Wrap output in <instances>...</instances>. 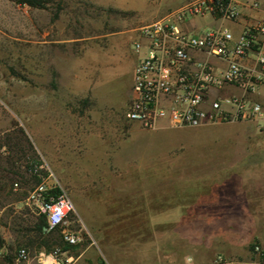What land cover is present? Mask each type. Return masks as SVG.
Instances as JSON below:
<instances>
[{"label":"rangeland","instance_id":"obj_1","mask_svg":"<svg viewBox=\"0 0 264 264\" xmlns=\"http://www.w3.org/2000/svg\"><path fill=\"white\" fill-rule=\"evenodd\" d=\"M188 1L191 0H44L43 7H31L14 0H0V245L7 247L5 255L9 257V264H14L11 258L21 245L29 248L28 260L36 264L37 256L44 252L36 244L26 245L19 230L27 223L24 212L38 215L25 204V199L46 175L44 172L36 183L25 171L27 160L32 159L41 160L44 171L53 173L74 197L82 215L79 222H72L70 226L80 229L84 240L74 246L62 240L61 247L74 253L90 243L91 248L99 246L113 255L116 263V253L124 250L128 264H141L140 254L143 250L149 251V241H153L151 221L135 217L139 213L140 203L136 204V200L140 195L135 196L134 185L123 184L149 177L150 170H136L134 161L149 166L151 155L143 152L135 156L134 144H127L129 154L119 153L127 148L118 129H95L89 140V151L77 150L69 131L70 121L77 114V96L69 88L72 75L60 71L68 70L71 61H77L81 53H94L97 44L103 43V34L150 24ZM209 21L195 18L188 25L196 26V23L206 30ZM225 24L232 27L229 21ZM130 44L132 48L133 43ZM254 126L257 125L220 123L176 130L161 123L155 128L157 135L151 147L158 153L180 145L203 160L213 155H203L201 150L209 149L213 154L230 149L231 157L239 158L238 151L246 146L248 134H255ZM19 129L29 138L31 148L22 140ZM19 144L24 158L15 153V145ZM170 156L180 165L190 163L187 161L194 163L182 150L173 151ZM9 158L15 160L16 168L12 170L18 174L9 172ZM129 158L132 163L127 162ZM161 161L164 163V158ZM180 165L163 166L157 170V176L176 177ZM14 181H21L20 188H13ZM124 189L130 192L124 194ZM220 220L224 226L223 219ZM254 224L257 233L264 234V218L254 219ZM156 229L161 248L167 242L165 228L158 224ZM92 241L95 243L91 244ZM173 245L175 254L184 252L181 248L185 245L176 235Z\"/></svg>","mask_w":264,"mask_h":264},{"label":"crops","instance_id":"obj_2","mask_svg":"<svg viewBox=\"0 0 264 264\" xmlns=\"http://www.w3.org/2000/svg\"><path fill=\"white\" fill-rule=\"evenodd\" d=\"M260 1L261 6L257 11L245 9L236 22L229 21L235 32L253 16L259 18L264 14V0ZM226 21L218 19L206 25L226 26ZM195 25L189 27L195 31L202 30L201 26ZM139 28L103 34V43L97 44L94 53H81L77 61L71 59L73 61L68 70L60 71L72 75L69 88L77 96V114L72 117L69 126L72 145L80 151L85 148L86 153L95 129H118L124 136L126 145L123 146L127 148L119 150V153L129 154L127 144H134L135 156L143 152L151 155L149 166L143 165L142 161H134L136 170H150L149 177L132 179L131 183L123 184L134 185L137 187L132 189L135 196L140 195V199L136 200V204L140 203L137 205L139 213L135 217L149 218L151 221L153 241H149V251L143 250L140 254L141 264H213L218 254L230 258L233 264H264V258L252 249L255 243L264 244V234H258L254 224V219L264 218V168L261 170L264 166V121L261 125L255 122H231L257 125L253 127L255 134H248L246 146L237 152L239 158L231 157L230 149L213 154L206 149L204 152L201 150L203 155L213 156L198 159L195 153L187 152L180 145L176 149L155 152L151 144L157 135V126L165 123L176 130L184 127H173L166 121H160L155 128L143 129L137 121L126 118L132 97L133 71L139 58L130 43L138 37ZM179 150L194 163L187 161L190 163L180 165L172 159L170 154ZM163 158L164 163L159 162ZM129 160L127 162H133L131 158ZM171 164H174V168L180 165L176 177L166 174L159 178L157 170L163 166L170 168ZM123 191L124 194L130 192L129 189ZM71 198L80 218V209L74 197ZM219 219H223L224 226ZM230 219L234 221L230 222ZM158 224L164 226L167 239L161 248L157 243ZM175 235L185 245L181 248L184 252L180 254H175ZM90 246L89 243L74 253L62 250V257L71 258V264L129 263L124 250L116 253V263L113 255L105 253L97 245L95 249ZM6 250L4 244L0 245V264H9ZM11 260L14 264H21L16 261L15 253ZM37 261L39 264L38 256ZM24 264L36 263L30 259Z\"/></svg>","mask_w":264,"mask_h":264},{"label":"built area","instance_id":"obj_3","mask_svg":"<svg viewBox=\"0 0 264 264\" xmlns=\"http://www.w3.org/2000/svg\"><path fill=\"white\" fill-rule=\"evenodd\" d=\"M260 0H191L161 19L143 25L133 41L138 55L133 71L132 97L126 118L143 128H155L160 121L173 127L264 121V14L245 22L235 32L226 26H208L195 31L188 23L195 19L236 22L243 10L257 11ZM45 170L41 162L35 171ZM29 191L25 204L44 215L46 231L60 229L62 240L77 245L84 240L74 202L48 170ZM43 177V176H42ZM18 188V183H14ZM59 188L53 195L51 189ZM95 242L92 241L91 244ZM253 252L264 258V244ZM29 248L15 252L17 262L29 259ZM63 251L40 252L39 264H71ZM213 264H233L216 255Z\"/></svg>","mask_w":264,"mask_h":264},{"label":"trees","instance_id":"obj_4","mask_svg":"<svg viewBox=\"0 0 264 264\" xmlns=\"http://www.w3.org/2000/svg\"><path fill=\"white\" fill-rule=\"evenodd\" d=\"M19 4H26L28 6L31 7H43L44 6V0H14ZM23 137L22 140L24 141V143L27 144V146L29 148L32 147V144L29 140V138L25 135V133L19 129L18 131ZM16 146V154H19L21 156H23V158L25 157L24 152H23V148L21 147V145H15ZM13 148V147H12ZM18 152V153H17ZM17 158V157H15ZM9 165H10V169L9 172H13L15 174H18L17 172H15L14 170H12V168H16L15 167V160H11V158H9ZM42 161L41 160H27L26 164H25V171L28 172L30 174L31 177L34 178V180L36 181V183H38L40 181V178H42L43 174H44V170H38L35 171V165H39ZM20 178H23L22 175H20ZM22 181V180H21ZM21 181H14L13 182V188H14V183H18V188H20L19 182ZM50 193H52L53 195H57L59 193V188H54L50 190ZM27 223L25 226L21 227L19 230L22 234V236L24 237L25 241H26V245H34L36 244V248L38 250H43L46 253L48 252H52L55 251L56 249L59 250H66L63 247H61L62 244V237H61V233H60V229H54L51 231H46L44 229L45 225V218L44 215H33L31 213L28 212H24ZM31 217H33L34 219H30ZM68 245V244H67ZM69 246H74V245H69ZM10 263V262H9Z\"/></svg>","mask_w":264,"mask_h":264}]
</instances>
